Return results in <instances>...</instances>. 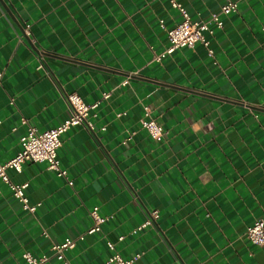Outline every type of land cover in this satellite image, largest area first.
I'll list each match as a JSON object with an SVG mask.
<instances>
[{
    "label": "crops",
    "instance_id": "0c3cea01",
    "mask_svg": "<svg viewBox=\"0 0 264 264\" xmlns=\"http://www.w3.org/2000/svg\"><path fill=\"white\" fill-rule=\"evenodd\" d=\"M180 1L194 20L222 3ZM182 20L169 0H0V163L30 126L69 116L65 93L100 101L94 132L62 136L67 178L46 162L8 170L29 182L35 213L0 181V264H29L26 252L51 254L67 238L70 264H105L108 242L125 258L141 253L134 264H264L246 236L264 217V0H239L206 33L214 56L198 43L157 60ZM145 107L162 140L142 127ZM95 206L112 217L88 233Z\"/></svg>",
    "mask_w": 264,
    "mask_h": 264
},
{
    "label": "built area",
    "instance_id": "2783aa9c",
    "mask_svg": "<svg viewBox=\"0 0 264 264\" xmlns=\"http://www.w3.org/2000/svg\"><path fill=\"white\" fill-rule=\"evenodd\" d=\"M220 10L213 12L207 19L194 20L189 15L186 8L180 0H169L171 5L178 8L183 16V20L174 27L167 30L170 46L166 51L162 52L155 58L160 60L166 54L173 53L179 48H193L198 43L204 44L208 50L209 56H214V49L211 46V41L207 38L206 33H214V27L223 28V17L236 12L239 8V0H221ZM164 26V25H163ZM4 73L0 70V85L3 80ZM126 79L123 83H127ZM111 95L110 92L104 93L103 98L107 99ZM65 99L68 103L70 114L58 126L47 129L39 130L35 126H30L27 132L22 135L20 139V149L15 155L7 162L0 163V181L9 186L13 196L18 199L25 210L35 213L40 202L32 204L28 195L29 182H17L9 175L8 170L13 169L17 172H22L24 164L27 162L38 163L46 162L47 169L53 174L61 177H68V170L62 166L59 150L62 146V136L71 128L83 125L89 131L94 132L95 126L90 120L92 111L95 110L100 101L88 103L78 93H65ZM147 117L141 120V125L146 129L155 140H162L167 131L165 128L152 117H148L150 108L145 107ZM23 122H26L24 119ZM73 184V181H69ZM1 192V188H0ZM95 220L88 233H95L101 231L103 222L109 220L112 216H102L99 213V207L95 206L91 212ZM159 217V212L155 210L151 214V218L147 219L139 229L152 224L155 219ZM82 234L80 237L83 238ZM247 238L254 244L264 246V217L257 219L253 222L246 232ZM124 236H120L119 240H123ZM76 246V239L67 238L61 243L52 245L51 254H43L36 256L30 252L24 254L25 260L29 264H46L52 257L62 261L63 264H70L66 257V252ZM108 247L112 251L105 264H134V261L141 256V253L136 254L132 258L123 257L115 249L113 242H108Z\"/></svg>",
    "mask_w": 264,
    "mask_h": 264
}]
</instances>
